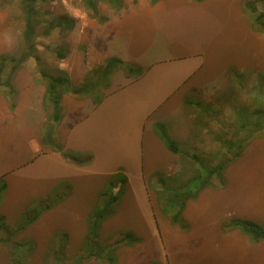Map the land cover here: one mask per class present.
Masks as SVG:
<instances>
[{"label": "rangeland", "instance_id": "1", "mask_svg": "<svg viewBox=\"0 0 264 264\" xmlns=\"http://www.w3.org/2000/svg\"><path fill=\"white\" fill-rule=\"evenodd\" d=\"M92 2L29 0L37 10L33 56L16 69L9 62L0 74V82L10 78L12 84V90L0 85V185L2 180L7 183L0 201V264H108V258L116 264H264V239L254 242L233 225L234 219L264 225L261 133H255L227 167L225 184L215 179L196 200L187 201L182 212L187 226L172 221L168 193L158 180L163 176L170 188L181 190L199 170L216 164L226 154L219 134L236 138L239 114L246 108L251 113L256 96L264 98V33L253 24L248 8L253 2L264 11V0ZM62 18L63 24L56 26ZM68 21L73 28L67 27ZM25 28V2L0 0V55L19 58L27 50ZM115 28L113 42L121 39L135 55L165 46L171 55H196L186 58L179 71L199 67L186 89L151 117L162 118L146 133L143 174L133 161L130 120L117 116L114 124L106 122L99 139L87 131L86 141L97 152L98 163L79 169L64 156V134L58 129L62 119L54 123L50 117L53 106L43 71L69 76L61 106L70 122L88 99L102 100L130 76L123 65L105 73L107 61L117 57L106 42ZM61 47L67 50L64 59L57 56ZM75 87H83V92H73ZM110 102L117 106L119 99ZM157 122L166 125L181 153L167 148L155 129ZM78 153L81 159L93 155ZM109 163L125 166L127 173L125 168L117 170L125 172L128 181L123 191L119 182L112 184L121 197L116 213L101 225L104 262L86 257L91 254L87 236L93 210L107 198L101 191L115 173L99 172L113 170L104 169ZM48 205L35 221L24 222L26 211ZM125 231L138 240L128 243Z\"/></svg>", "mask_w": 264, "mask_h": 264}, {"label": "trees", "instance_id": "2", "mask_svg": "<svg viewBox=\"0 0 264 264\" xmlns=\"http://www.w3.org/2000/svg\"><path fill=\"white\" fill-rule=\"evenodd\" d=\"M25 2V16H26V28L24 32V40L27 50L21 54L19 58H16L14 55L2 54L0 55V74L3 71L4 67L11 62L13 63V69H16L20 63L26 60L28 57L33 56L35 50V43L31 40L33 35V16L37 13L33 3H28L29 0H23ZM90 6H93L92 0H87ZM248 8L252 15L253 24L264 33V11H260L256 4L253 2L248 3ZM64 19H60L57 22L56 26L63 24ZM68 28H73V22H67ZM67 55V50L64 47H61L57 50V56L59 59H64ZM117 65H123L126 67L127 72L130 76L138 77L140 76L144 69L141 66L134 65L132 63H126L122 59L117 57H112L107 61L106 71L108 74L111 69L115 68ZM43 76L46 78V91L49 100L52 103V113L50 115L51 120L54 123H59L63 117V109L61 106V99L64 93L69 91L70 78L65 72L59 73L58 75L49 74L45 71L42 72ZM261 76L264 78V72L261 73ZM0 85H6L12 90L11 79L7 78L5 81L0 82ZM73 92L81 93L83 92V87H75ZM263 90L260 89V93ZM261 95V94H260ZM94 101L98 103L100 101L99 97H95ZM256 107L251 110V113L247 114V108L243 109L244 111L239 114L238 119L240 121L239 127L236 128V138L233 136H228V134H219V139L222 143V146L226 150V154L220 158V160L209 166V168L199 170L192 178L185 182L184 188L181 190L172 189L167 185L166 180L163 176H159L158 180L165 188V192L168 193L167 200V210L172 209L174 212L171 215L172 221L182 226L188 225L182 216V212L186 206L187 201L196 200L200 192L212 185L215 179H218L220 184H225L224 172L227 167L233 163L237 158H239L245 147L252 140L255 133H261V136H264V98L258 96L255 97ZM248 117H256L253 121ZM253 121V123H251ZM155 129L162 141L165 143L167 148L174 153H181V149L176 140H174L168 133L166 125L161 122L155 124ZM246 131V134L242 137L239 136L242 132ZM60 149V148H59ZM64 150L63 148H61ZM60 149V150H61ZM64 156L72 161L77 162L78 164H85L91 161L92 156L87 159H81V155L78 152L72 150H65ZM128 181V176L125 172L118 170L113 173L108 179L107 185L104 190L101 191L102 196H107L101 206L96 207L93 210L90 219H89V231L87 236V243L89 244V249L91 246V254L88 258L96 257L106 261L107 257H104L102 253V243L100 241V232L101 225L109 216L116 213V205L118 200L121 197V193L117 194L113 191L112 184L114 182H119L122 185V191L124 190L126 183ZM7 183L5 180H2L0 185V201L2 198V193L5 190ZM51 205L43 209H33L26 211L24 213V222L31 223L35 221L45 210L49 209ZM32 213V214H31ZM3 221V218H1ZM3 225V223H0ZM0 225V227H1ZM235 227L240 228L245 234L248 235L250 240L256 242L264 239V225L250 219H234ZM124 239L128 243H135L138 238L132 231L124 232ZM114 249V248H113ZM98 256L95 252H98ZM113 252V251H112ZM114 253V252H113ZM115 256V254H114ZM117 261L114 258H108V264H116ZM150 264H160L158 261L153 260Z\"/></svg>", "mask_w": 264, "mask_h": 264}, {"label": "crops", "instance_id": "3", "mask_svg": "<svg viewBox=\"0 0 264 264\" xmlns=\"http://www.w3.org/2000/svg\"><path fill=\"white\" fill-rule=\"evenodd\" d=\"M139 20L138 22L146 21L144 19ZM116 32L117 29L115 28L114 32L106 38V42L110 43V49L117 58L141 66L144 69L143 73L133 78L125 75L124 78L126 79L104 95L98 103L92 99H88L86 104L82 106L81 113L74 116L72 122L67 120L69 118L68 114L64 115L61 123L58 124V129L64 134V149L81 153H93L90 162L79 165L74 164V167L79 169L83 167L92 168V166L97 165L98 156L96 155L97 152L92 149V146H88V141H86L88 138L87 131L89 137L99 139L106 122L110 125L114 124L113 122L117 116L123 117L127 121L130 120L134 131L132 136L135 145L133 161L134 165L143 174L146 133L151 132L154 128V123L162 118L159 116L151 119V117L181 89H186V81L199 71V67L196 66L197 68H195L193 66L188 67L187 70L179 71L184 62L187 61L186 58L196 55H171L166 52L165 46L157 52L156 50H148L139 56L135 55L132 53L130 47L126 46L121 39L118 42H113L117 34ZM117 98L119 99V103L115 106V103L110 101L112 99L115 101ZM147 145L150 146L149 142H147ZM116 165L109 163L108 167H104V169L114 168L113 170H99V172H116L121 167L125 168L127 173L125 166Z\"/></svg>", "mask_w": 264, "mask_h": 264}]
</instances>
